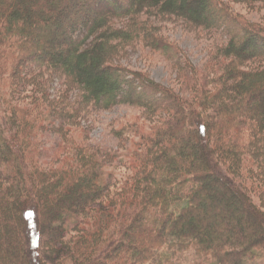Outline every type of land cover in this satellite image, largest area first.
I'll return each mask as SVG.
<instances>
[{
	"label": "trees",
	"instance_id": "1",
	"mask_svg": "<svg viewBox=\"0 0 264 264\" xmlns=\"http://www.w3.org/2000/svg\"><path fill=\"white\" fill-rule=\"evenodd\" d=\"M156 11L226 37L192 100L114 63L134 41L172 55ZM263 25L221 0H0V264L264 260ZM120 105L143 112L122 146L92 142L82 123Z\"/></svg>",
	"mask_w": 264,
	"mask_h": 264
},
{
	"label": "rangeland",
	"instance_id": "2",
	"mask_svg": "<svg viewBox=\"0 0 264 264\" xmlns=\"http://www.w3.org/2000/svg\"><path fill=\"white\" fill-rule=\"evenodd\" d=\"M221 1L249 23L264 24L263 3H242L237 0ZM143 20L148 22L149 33L155 39L172 47V55L152 49L147 46V41H134L119 51L118 57L114 60L115 65L131 72L140 73L156 84L172 89L184 98L192 100L194 95L189 88L193 87L184 83L185 74L189 73L191 69L196 72L204 71L208 77L217 74V71L213 69L215 68L213 59L216 49L225 45L226 37L220 33L203 30L177 15L165 16L156 11L148 18L145 16ZM127 23L128 20L116 21L120 28H125ZM176 62L181 64L182 69L174 66ZM190 76L191 74H188V77ZM63 82V80L53 79L49 93L66 90L62 86ZM141 115L143 112L137 108L120 105L105 111L91 113L82 125L88 129L92 142L116 150L122 144L118 145V142L112 138L110 134L112 129L119 130L127 122L138 120ZM199 260L193 251H187L178 254L173 264H195ZM48 262L54 263V259H48ZM250 264H264V260L261 259Z\"/></svg>",
	"mask_w": 264,
	"mask_h": 264
}]
</instances>
